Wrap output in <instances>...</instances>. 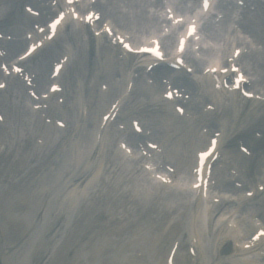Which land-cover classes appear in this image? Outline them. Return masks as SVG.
<instances>
[{"label":"bare ground","instance_id":"6f19581e","mask_svg":"<svg viewBox=\"0 0 264 264\" xmlns=\"http://www.w3.org/2000/svg\"><path fill=\"white\" fill-rule=\"evenodd\" d=\"M1 1L6 2L8 5V8L6 10V13L0 17V29H4L8 33H18L19 34L22 31L23 26L27 23L26 21L29 20L28 18L26 19V21L23 20L22 13L19 9V1H21V0H0V3H2ZM128 1H130V0H128ZM103 12L105 13V11H103ZM31 19H33V18H31ZM116 21L118 22V21H120V19H116ZM249 28H250L249 32L255 38L261 39L264 36V20L263 19H259L256 23L250 24ZM1 43L4 46L3 48H5V50H6V54H12L14 52V50L17 47H19L21 40H18L16 44H14V42L10 43V42H5L3 40L0 41V44ZM58 46L59 45L57 44L55 48H57ZM44 48H45L44 49L45 51L43 53H46V51L48 49V51H47L48 53L46 54L48 56H53L54 51H56V54L58 53L57 50H55L53 48H52L53 50L51 49V45H49V43H47L44 46ZM43 59H44V56L42 55L39 59L30 60L31 64H32L31 69H32V71H34V81L36 79V83L39 85V87H42L43 79L47 80V76H48V75H46V66H45ZM28 61L29 60H27L23 63H26ZM95 64H96V62L91 60V59H88L86 61V65L90 69L94 68ZM105 64H107V61H105ZM141 69H143L142 65L137 66V67H135L134 72H137L138 70H141ZM262 69H264V63H262ZM152 74L156 80L158 79L159 75H168L170 77L169 70L166 69L165 67L153 68ZM107 75H109V72ZM263 78H264V76H262V79ZM68 79H69V77H68ZM172 79L177 84L184 86L185 89L190 90L191 93L194 91L193 89L198 85L196 81H193L186 74H183V73H179L178 75L172 77ZM68 84H70V81L68 82ZM94 86H93L92 91L91 92L89 91V96L92 98V100H89V102H88L89 105L86 104L88 107L87 114L91 113L89 108L93 104L94 105L92 107L95 106L94 109H96V111H99L100 108H103L104 109L103 111H105L107 106H106V108H104L103 105L107 104V102L109 101V100L103 101L102 102L103 107L98 108V106H97L98 100H100V102H101V100L104 98L105 95L103 96L102 93L100 94L98 91H96ZM11 88H13V87H11ZM139 90H142L143 94L146 95L147 99L145 102L132 103V107H133V109L136 107L139 110L138 116H140V118H142L148 124H151V126L153 128V133H158V131L160 129L162 134H163V141H170L171 144L175 143L178 145L183 144V142H182L183 138H185V139L186 138H189V139L192 138L193 130L190 128L184 130V137L181 138L180 134L182 133V129H178L176 127H174V128L168 127L171 124H170V121H167V119H165V118H175V117L180 118V117L175 112H171V110L169 109L170 107L168 106V104L165 101H163L162 99H158V98L156 99V97H158V95H159V92L156 91L157 89L156 90L154 89L153 91L151 89L147 90V89H142V88L141 89H133V91L129 92V98H128L127 102H129V99H130V101H132V99L134 98L133 94ZM65 94H66V92H65ZM67 94H69V92H67ZM198 96L200 97V101L203 102V104H202L203 107L207 106L206 104L209 103V101L211 100L209 93H207L206 91L201 92ZM57 98H58V95L55 97V100ZM49 99L50 98H48L46 100L47 103H49ZM244 99H246V98H244ZM216 100H217V98L214 100V103H212V104L215 105ZM246 103H247V101H246ZM156 104H159V107L156 108L155 111H152L153 108L152 109L148 108L149 106H155ZM196 104L197 103H193L194 108H195ZM14 106L15 105H12V108ZM58 106H60V104L57 103V101L55 102V104H53V103H51L50 105L48 104L45 111L51 117H54L57 115L62 116V114H61L62 110H60V107H58ZM218 107H220V106L218 105ZM0 108L5 109L6 107H4L0 104ZM15 108H16L17 112L19 113L18 107L15 106ZM201 108H202V106H201ZM201 108H200V110H201ZM220 108H221L220 112H225L223 105ZM7 110H4V111H6V113H8ZM11 112L13 113L12 110H11ZM220 112L214 113L213 116L217 115L218 113H219V115H221ZM200 113H201V115H200L201 120H205L206 116H211V111L203 112V109H202L200 111ZM127 114H130V113L128 112ZM131 114H133V113H131ZM14 115H15V113H14ZM17 115H19V114H17ZM163 115L165 116V118L164 119L160 118V124L161 125L158 126V124L155 122V120H157V118L159 116L163 117ZM182 117H184V115H182ZM14 118H15V116H14ZM85 118H86V120H84L82 118V122H83L84 126L82 127L81 130L79 129V131H80L79 132V135H80L79 138L81 140L88 139V141H90V138L92 136H94V134H92V136L89 138L90 129L93 125V123L91 121L95 122V120L94 119L89 120V117H85ZM16 120H19V117L15 118V121ZM179 121L180 120L176 119L175 122H179ZM207 121L208 122H205L206 126L213 127L215 125V121L213 118L209 117L207 119ZM86 122H88V125H86ZM255 127L258 129L261 128L264 130V115L259 116V117H255L253 123L247 124L246 130L243 128L242 132L238 131L237 132L238 134H236L235 137L230 139V141L224 142L222 147L223 146L224 147L225 146L231 147L232 145H234L236 143L237 139H243L244 140L245 138H247V136H251V135H248V130L255 129ZM49 130L51 131L50 137L47 136V133H48L47 130L43 132V137H45V142L42 146H40L41 149H38L37 146L36 147L34 146V148H31L30 152H32L33 159H35L37 157L40 158V160H38L31 168H30V166H31L30 164L32 163L31 161H33V160L31 158L27 159V157L23 155V151H17L16 152L17 157L13 160H9V158H7V156L9 154H11L12 151L6 152L5 157L3 155L0 156V163L2 162L5 165L4 168L0 169L1 172L4 171V175L1 174V176H7L8 174H14L16 172L18 173L20 170H22L27 165L25 168H27V170L29 168L30 169L28 171L26 170L27 174L21 175L18 178L17 187L22 182H29L31 185L30 189L27 192H24V196L21 197L18 195L19 196L18 198H16L17 195L12 194L13 192H9L8 194L4 193L5 194L4 195V194H2V190L0 191V193L2 194V196H0V209L3 211L0 214L1 219H6V217H7L6 212H9L10 210H13L14 208L20 209V208L26 207L27 211L30 213H32V212L37 213V211L39 209H41V211L45 210V202H44L45 199L44 198H48V196L44 195L43 192L41 190H39V188H40V186H42L44 184H51L52 182L55 181V179L58 180L59 176H60L61 166L64 163V162L60 163L58 161L60 159H57V161H56L51 157L53 154L52 153V147L47 148L48 147L47 143H49V141H51V136H52L53 132L57 131L58 128L54 126L52 128H49ZM93 130L95 131L94 128H93ZM28 136H30V134H28ZM28 136H26V138L23 139L24 143H25V141L27 142L26 139L28 138ZM38 136H40V135H38ZM67 140H69V142H71L70 143L71 148H66V149H64V147L61 148V151L59 154L62 156L63 160L66 159L69 155L70 156L72 155L71 149L73 148L74 140L77 143L79 142L77 140L76 134L74 136H72V135L69 136V138ZM202 140L203 139L200 138V143L202 142ZM248 142H250L249 144H251L255 147H259L262 143V140L257 139L255 137H252L249 139ZM24 143H23V145H24ZM205 143H207V142L205 141ZM197 145L198 144H196V143H192L190 146H191V148H194ZM44 146H45V148H47L46 150L42 149ZM79 147L82 148L81 144H79ZM79 147L76 146V149H75L76 154H78L77 158L75 159L76 162H78L83 155V152L80 151ZM224 150H225V154H223V158H224V160L228 161L229 168L235 167V169L237 168L236 170H238L240 167H242L245 169V170L240 169V171L238 170L239 173L236 176V178L244 179V178L248 177L250 174V171H249L250 165H253L251 163L252 160H250V159L247 160L242 155H240L239 153L232 152V150H230L229 147L225 148ZM46 151H47V153H45ZM97 152H98V155L100 156L99 157L100 160H99V163H97L94 166L92 173L90 171V173H91L90 178L98 177V175L101 171H104L107 167L112 168L113 166H114V170L112 171V175L115 174V172L118 170V168L115 165L114 158L112 157V155L111 156L103 155L104 152H103V150H100V148L97 149ZM179 155H180L179 151H176V152L172 151L171 153L168 152V156L171 158H174V162L176 164H178V166L179 165L181 166L184 164H187L189 166V164L191 163V160L189 161V160H186L185 158H181ZM3 157L5 158V162H4ZM42 159H44V160L42 161ZM253 160H255V159H253ZM66 163L67 162H65L64 164H66ZM51 165H56L58 167L57 170L54 169V172H51L52 171V168L50 167ZM33 168H36L35 174H29V171ZM124 170H126V169L124 168ZM44 175H46V177H43ZM118 176L124 177V174L118 173ZM85 178H86V176L84 177V173H80V174H77L74 177V179H72V180L74 182L84 181ZM122 181H123L122 178H120L116 183L120 184ZM231 183H232V181L228 176H227V178L224 176H220L218 181H217L218 186H222V187L231 185ZM242 185H244V184H242ZM243 189L244 188H240L238 190L242 191ZM19 190H20V187H19ZM141 190H142L141 198L146 201L148 196H149V194H148L149 191L146 188H141ZM197 192H198V194L200 193L199 189ZM62 193H63V191H61V194ZM121 193H123V192H121ZM43 195H44V198H43ZM59 196L62 197L63 195H59ZM242 196H244V195H242ZM242 196H240V197L242 198ZM77 197H78V194L75 191V189L73 188L71 191H69L67 194H65L62 197L61 201H63V199H65V200H70L72 203H74L76 201ZM9 198L11 201L10 204H9V200H8ZM144 200L140 201V202H142L141 204L143 207L141 205L138 206L137 202H136V206H138L139 208L140 207L143 208V210L145 209V211H147V212L154 210V206L151 204L146 206L144 203L145 202ZM200 206H201L200 202L197 201L196 210L190 214V225H191L190 236L193 238V241L195 244V246L193 248H196L197 250H199V248H201V241H202V237H203V236H201L202 235V229H203L202 226L204 224V219L201 218V210H200L201 207ZM162 208L164 210L162 209V210L158 211L159 217H160V218L158 217V219H160V220H157V221L160 225L161 224H163L162 226L167 225L168 229H171V230H168V233L165 235L166 238H164V240H162L159 237V235L155 234V236H154L153 234H150L151 228H153V225H154L152 223L155 222L154 221L155 218L147 215V213H146V218H147V221L149 224L148 225V237L147 238H148V240H150V246H151V248L154 247V245H156V247L157 246L162 247V249H160L158 251L155 250V253L153 254V256H157V258H159V261L156 264H166L165 262L167 261V255H168L169 249H170L171 245L173 244V242L176 241V235H174L173 233H176L177 229L181 227V222H177L178 220H174L172 218V215H171V213L176 212L175 211L176 207L175 206L173 207L172 204H170L168 201H165ZM166 210H168V211H166ZM258 211H259L258 212L259 216H264V208L261 210H258ZM205 213H206V216H208V218L211 216V212L210 213L205 212ZM185 214H187L186 210L181 215L185 216ZM34 216L36 217V215H34ZM162 219H165V221ZM157 221L155 222V224L157 223ZM9 223H10L11 227L13 228V230L16 229L18 227V225L20 224L19 221H12V220H10ZM252 228H253V225H250L248 230L250 231ZM155 229H159V228L156 227ZM115 230L117 232L121 231L122 226H117ZM219 236L222 238L224 237V235L223 236L219 235ZM219 236L216 237L217 256L214 257L213 259H210V263L215 262L216 264H228L229 262L222 260V257L225 256L222 254L227 253V251H225V249L221 245V243L224 242L225 239L219 240ZM167 240L170 242L169 245L164 246L163 243H160L162 241H167ZM233 241L235 242L234 250H236L238 252H242L241 254L243 255L242 256L243 258L246 256L245 254H251L249 256L254 257V256L262 255L264 253V247H261V246H264V241L262 240L261 237L259 238L258 241L252 242L250 249H247V250H244V248L241 246H240V248H237L238 247L237 244H240L239 242L241 241L240 237H235ZM5 247L6 246H4L3 248H5ZM234 250H233V252H235ZM254 250H256V251H254ZM0 253H1V246H0ZM1 254H3V253H1ZM180 256H181L180 255V246H178L176 249L175 255L173 257V263L174 264H191V260H190L191 257L190 256H186V257L183 255H182L183 257L182 256L180 257ZM199 257H200V254H199ZM231 259L235 260L233 258H231ZM249 260H252V258L251 259L249 257L245 258L246 262ZM253 261L256 262V258H253ZM200 264H207V259L205 258L204 261H200Z\"/></svg>","mask_w":264,"mask_h":264},{"label":"rangeland","instance_id":"374dc122","mask_svg":"<svg viewBox=\"0 0 264 264\" xmlns=\"http://www.w3.org/2000/svg\"><path fill=\"white\" fill-rule=\"evenodd\" d=\"M113 4L117 5L116 1H113ZM121 9L126 10L125 7H121ZM218 26H206V28L214 30L218 29ZM207 33L211 37H219V33L216 31L215 34L213 31H207ZM71 42L75 48H80V42L77 38L71 39ZM6 98H8L7 100L10 102L16 101L17 103H15V106L21 107V104L17 100L5 97V101ZM139 98H141V94L136 95V99ZM150 107L155 108L152 106ZM156 137L157 139L155 140L161 142V148L167 145L165 141H161L163 137L162 133H158ZM33 141L35 142V139L32 140V143ZM234 152L237 153V151ZM151 154L152 156L154 155L153 152H151ZM189 155L192 156V153H189ZM163 158L164 157L158 159L160 164H166L168 166L172 164L173 159H169L171 161L167 163L168 158ZM116 162L120 163L117 159ZM252 162L256 165L253 171L260 168L261 164L259 160L258 162ZM2 168L3 166L0 165V169ZM113 170L114 167L110 169L107 167L101 172V177L99 178L101 183L99 185H86V195H82L83 197L81 196V204L70 218L67 217L68 215L65 212L66 208L63 211L56 209V200L50 198L49 212L46 215V223L43 222V226L45 224L49 225L47 224L49 220L53 227L49 225L45 230L41 229L43 226L41 222L38 223V217H44L43 211L38 216L36 212L30 213L26 208L18 209L13 213L8 212L7 214L10 219L17 220L20 224L13 230L12 234L10 233L7 223H2L3 225L0 227L2 230L0 232V246L1 253L3 254L0 253V259L2 260V263L1 260L0 263L24 264L25 259H29L30 264H35L36 261H40L42 264L158 263L159 258L153 256L157 247L154 245V247L151 248L150 240L147 238L149 224L146 213L155 218V222L160 220L155 213L163 207L161 200L152 197V199L148 198L145 201L141 198L142 190L140 187H142V182L140 178H142L143 175L138 170L133 169L135 171L128 172L125 177H117L118 173H122L121 168H118L115 174L112 175ZM76 171L77 169L72 173ZM259 172L260 171L257 173ZM3 173L4 171H2V174ZM139 173L140 175H138ZM216 173L217 172H215V174ZM120 178H122L123 181L120 185H116L115 183ZM105 183L106 185H103V187L102 184ZM121 191L123 193H121ZM143 200L146 206L153 203L154 210L147 212L145 209L139 208V205L142 206V202L140 201ZM136 202L138 206H136ZM254 202L257 203L260 208L264 207V191H262ZM180 211L181 210H179L178 213H180ZM34 215H36V219ZM177 219L184 225L185 222L181 216ZM155 222L152 223L154 225L153 228H151V232L149 231L150 234L154 236L162 229L161 227L163 225H160L158 221L156 224ZM62 225H66V227L61 228ZM117 226H122V230L117 232L115 230ZM156 227L160 229H155ZM185 227L184 225L183 229H185ZM183 231L180 229L177 231L178 233L174 235H176L179 242L183 243L182 246L184 247L188 242V238ZM166 234L167 233L161 234L160 238L164 240ZM18 242L19 244L17 245ZM161 243L166 246L169 241H162ZM4 246L7 247L3 248ZM13 248L17 249V253L14 251L11 252ZM160 249H162V247H159V250ZM184 250L181 252L184 253ZM40 254H42L43 257L41 260H38Z\"/></svg>","mask_w":264,"mask_h":264},{"label":"snow or ice","instance_id":"6c2138e0","mask_svg":"<svg viewBox=\"0 0 264 264\" xmlns=\"http://www.w3.org/2000/svg\"><path fill=\"white\" fill-rule=\"evenodd\" d=\"M205 6H206V4H205ZM192 31H195L194 27L190 29V33H189V34H191ZM181 50H182V49H181ZM159 54H160V53L157 51V55H159Z\"/></svg>","mask_w":264,"mask_h":264}]
</instances>
